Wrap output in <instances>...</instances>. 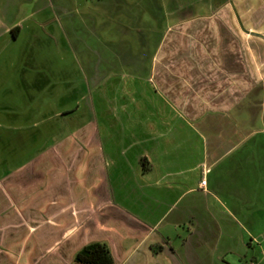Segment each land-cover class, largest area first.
<instances>
[{
	"label": "crops",
	"instance_id": "obj_1",
	"mask_svg": "<svg viewBox=\"0 0 264 264\" xmlns=\"http://www.w3.org/2000/svg\"><path fill=\"white\" fill-rule=\"evenodd\" d=\"M50 1L0 0V264H264V0H96L140 48L78 118L18 65Z\"/></svg>",
	"mask_w": 264,
	"mask_h": 264
},
{
	"label": "rangeland",
	"instance_id": "obj_2",
	"mask_svg": "<svg viewBox=\"0 0 264 264\" xmlns=\"http://www.w3.org/2000/svg\"><path fill=\"white\" fill-rule=\"evenodd\" d=\"M95 1L51 0V6L47 11L52 19L42 25H33L37 33L29 43L21 41L24 53H22V63L18 65L23 69V78H34L36 73L33 72L37 69L46 76L50 73L49 75L55 77L52 88L45 93L40 90L39 94L42 95L39 98L40 111L61 112L78 107L74 111L77 112L75 118H78L87 107L85 96L91 92L96 80H100L110 72L121 75L131 70L127 64H131L132 55L127 57L117 52H127L135 47L139 50V36L131 29L128 30L127 22L116 23L101 16V8L100 12H97L95 7L99 4ZM111 1L104 0L103 11L109 12L106 3ZM122 1L129 2V0ZM136 13L141 14V10H137ZM114 15L119 21L128 16L123 15V17L122 13L117 11ZM63 29H65L64 33H62ZM28 44L29 49H26ZM142 55L138 64H147L148 57L145 53ZM67 81L70 82L69 85ZM61 122L59 118V125ZM62 127L64 130L63 125L59 129L62 130Z\"/></svg>",
	"mask_w": 264,
	"mask_h": 264
},
{
	"label": "trees",
	"instance_id": "obj_3",
	"mask_svg": "<svg viewBox=\"0 0 264 264\" xmlns=\"http://www.w3.org/2000/svg\"><path fill=\"white\" fill-rule=\"evenodd\" d=\"M71 264H114L109 246L104 241L84 245L73 256Z\"/></svg>",
	"mask_w": 264,
	"mask_h": 264
},
{
	"label": "built area",
	"instance_id": "obj_4",
	"mask_svg": "<svg viewBox=\"0 0 264 264\" xmlns=\"http://www.w3.org/2000/svg\"><path fill=\"white\" fill-rule=\"evenodd\" d=\"M206 171H207V169H204L203 170V173H206ZM206 183V180L203 178L202 180H201V185H204Z\"/></svg>",
	"mask_w": 264,
	"mask_h": 264
}]
</instances>
